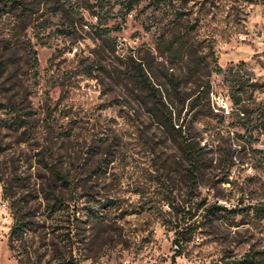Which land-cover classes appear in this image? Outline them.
I'll list each match as a JSON object with an SVG mask.
<instances>
[{
	"label": "rangeland",
	"instance_id": "374dc122",
	"mask_svg": "<svg viewBox=\"0 0 264 264\" xmlns=\"http://www.w3.org/2000/svg\"><path fill=\"white\" fill-rule=\"evenodd\" d=\"M19 1L24 15L0 12V264H264V135H245L229 99L232 81L264 86V0H179V21L117 7L108 22L81 0ZM132 67L181 82L196 183Z\"/></svg>",
	"mask_w": 264,
	"mask_h": 264
},
{
	"label": "trees",
	"instance_id": "16d2710c",
	"mask_svg": "<svg viewBox=\"0 0 264 264\" xmlns=\"http://www.w3.org/2000/svg\"><path fill=\"white\" fill-rule=\"evenodd\" d=\"M176 1L179 0H81V4L78 7L80 10H87L94 14L97 19H105V22L110 21L111 14L114 13L115 9L118 7V12L113 14L112 17H120L121 19L127 18L135 10H137L142 4H147V7H153L158 9L159 7H166L168 9H174L175 20H181L188 16V12L183 8L176 9ZM183 5H186L189 1L193 0H180ZM14 10H20L22 15L25 13L24 3L18 0H0V12L12 13ZM189 29H194V26L189 27ZM173 41H171V46H173ZM183 50V47L181 48ZM33 60L36 65L38 64L36 58V52L32 50ZM5 63L0 64V78L3 77L5 73ZM215 71L218 74L223 72L217 64ZM231 71V70H230ZM129 83L133 86L134 93H140L136 97L141 99L142 105H146L150 117L156 121V123L162 127V129L174 140L178 141L181 147V151L184 154L186 160L190 163V168L188 170V176L191 183H196L198 168L196 166L197 161L200 158V153L191 147V144L186 140L184 133V126H194L197 122V118H192L189 122H186L182 118V111L178 110L174 102V94L180 95L181 82L174 76H166V82L160 84V87L156 88L152 83V80L145 74L142 67H132L129 73ZM229 86V99L233 106L237 109L239 116L241 117V122L239 126L245 132V135H250L252 138L254 133L264 135V99L259 104H256V93H262L264 96V86L259 85L258 82H253L252 80L240 81L235 80L230 82ZM209 86V85H208ZM210 89V87H208ZM146 91L148 93L147 99L151 101L150 106L148 102L144 101L141 93ZM209 92V91H208ZM198 97L195 98L193 104L196 103ZM150 103V102H149ZM192 104V109H193ZM22 120H15L10 127L16 125V129L22 128ZM5 125V124H0ZM55 177L62 183L65 188L70 187L69 181L60 173L55 172ZM222 208L216 205L211 206L208 209L210 215L221 211ZM260 218H264V205L257 210ZM23 231L19 222L16 219L12 229L11 238L17 237L20 232ZM64 264H78L74 260L65 262ZM236 264H257L254 258L249 255L239 263Z\"/></svg>",
	"mask_w": 264,
	"mask_h": 264
}]
</instances>
